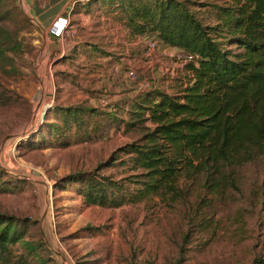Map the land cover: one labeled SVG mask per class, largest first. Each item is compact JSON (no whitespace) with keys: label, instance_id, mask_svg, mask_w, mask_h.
<instances>
[{"label":"rangeland","instance_id":"obj_1","mask_svg":"<svg viewBox=\"0 0 264 264\" xmlns=\"http://www.w3.org/2000/svg\"><path fill=\"white\" fill-rule=\"evenodd\" d=\"M85 2L0 0V213L26 218L25 239L37 247L31 253L19 242L23 262L10 264H260L264 153L236 168L237 188L210 192L197 179L177 200L87 204L80 180L69 179L130 174V166L99 165L144 129L105 120L94 138L64 145L66 135L52 132L62 124L59 107L113 109L145 82L173 92L186 73L179 50L160 45L147 56L154 34L130 36L115 14L95 4L87 12ZM210 9L200 7L204 22L212 23ZM58 17L67 24L54 33ZM117 113L129 120L124 106Z\"/></svg>","mask_w":264,"mask_h":264},{"label":"trees","instance_id":"obj_2","mask_svg":"<svg viewBox=\"0 0 264 264\" xmlns=\"http://www.w3.org/2000/svg\"><path fill=\"white\" fill-rule=\"evenodd\" d=\"M85 1L87 12L95 4L115 14L130 36L154 34L159 43L195 59L185 65L173 92L151 85L127 95L125 104L116 103L113 109L59 107L62 124H52V132L66 135L64 145L94 138L105 120L128 126L138 122L144 129L139 139L99 165L130 166V174L127 168L121 179L98 171L69 177L80 180L84 201L118 207L156 196L177 200L197 179L210 192L237 188L236 168L264 153V0L215 5L195 0ZM201 6L211 8L212 23L204 22ZM121 106L129 114L127 121L118 116ZM26 224V218L0 213V264L23 262L15 255L19 242L35 253L36 245L25 239Z\"/></svg>","mask_w":264,"mask_h":264},{"label":"built area","instance_id":"obj_3","mask_svg":"<svg viewBox=\"0 0 264 264\" xmlns=\"http://www.w3.org/2000/svg\"><path fill=\"white\" fill-rule=\"evenodd\" d=\"M57 27H54V33H58L61 32L63 30V28L66 26L67 24V20L64 17H58L57 21H56ZM159 47V42L156 38L151 37L148 38L145 41V53L147 56H151L152 53ZM195 57L193 54L191 53H186V52H182V51H178L175 55V60L176 63L180 66V67H184L186 64L194 61ZM129 75L131 76V78H135V71L133 69H130L129 71ZM150 83L145 82L142 85L143 87H150Z\"/></svg>","mask_w":264,"mask_h":264},{"label":"crops","instance_id":"obj_4","mask_svg":"<svg viewBox=\"0 0 264 264\" xmlns=\"http://www.w3.org/2000/svg\"><path fill=\"white\" fill-rule=\"evenodd\" d=\"M123 30H124L125 32H128V30H127L125 27L123 28ZM158 42H159V41H158ZM160 45H164V44L159 43V46H160ZM165 46H168L169 50H171V51L178 50V48H177V47H174V46H170V45H165Z\"/></svg>","mask_w":264,"mask_h":264}]
</instances>
